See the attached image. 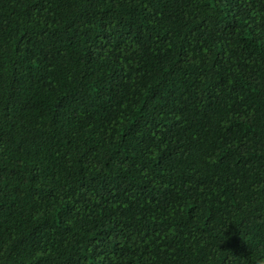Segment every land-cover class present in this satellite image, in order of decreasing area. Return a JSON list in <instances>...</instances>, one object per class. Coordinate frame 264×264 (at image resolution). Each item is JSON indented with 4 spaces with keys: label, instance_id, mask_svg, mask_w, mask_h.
<instances>
[{
    "label": "trees",
    "instance_id": "trees-1",
    "mask_svg": "<svg viewBox=\"0 0 264 264\" xmlns=\"http://www.w3.org/2000/svg\"><path fill=\"white\" fill-rule=\"evenodd\" d=\"M0 264H264V0H0Z\"/></svg>",
    "mask_w": 264,
    "mask_h": 264
}]
</instances>
